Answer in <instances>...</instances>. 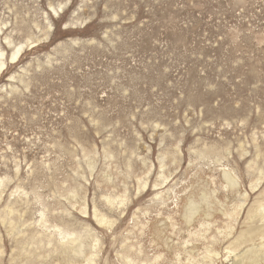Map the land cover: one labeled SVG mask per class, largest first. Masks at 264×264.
Masks as SVG:
<instances>
[{
  "label": "rangeland",
  "instance_id": "1",
  "mask_svg": "<svg viewBox=\"0 0 264 264\" xmlns=\"http://www.w3.org/2000/svg\"><path fill=\"white\" fill-rule=\"evenodd\" d=\"M0 43L23 46L0 264H235L264 240V0H0Z\"/></svg>",
  "mask_w": 264,
  "mask_h": 264
},
{
  "label": "bare ground",
  "instance_id": "2",
  "mask_svg": "<svg viewBox=\"0 0 264 264\" xmlns=\"http://www.w3.org/2000/svg\"><path fill=\"white\" fill-rule=\"evenodd\" d=\"M5 42V41H4ZM29 42V41H28ZM4 44V43H3ZM3 44L0 43V74L3 72V70L5 69L6 65L8 63H16L19 58L21 57L22 53H23V46L22 45H16L12 52L10 53V55L8 56L7 53L5 52V50H3ZM12 44L9 40H7L5 42V46L6 47H10ZM13 46V45H12ZM27 47V46H26ZM11 48V49H12ZM223 177L226 179V181L228 182V185H232L233 183H235V180L233 179V177L230 175L229 171L225 172L224 171V175ZM225 181V182H226ZM253 187V186H252ZM254 188V187H253ZM208 195V194H207ZM205 196V195H204ZM200 198V197H199ZM206 198V197H204ZM195 201V200H193ZM192 200H189L187 206H186V210L185 212V216L189 219L192 216V213H194L196 211V206L194 204ZM197 201V200H196ZM203 201V200H202ZM206 201V200H205ZM199 203V202H198ZM197 203V204H198ZM206 204V203H205ZM199 209V208H198ZM197 209V210H198ZM197 212V211H196ZM184 214V213H183ZM209 215V213H208ZM206 215V216H208ZM104 217H102L103 219ZM264 218V217H263ZM100 220V219H99ZM101 221V220H100ZM191 221V220H190ZM106 222V221H104ZM201 226V224H200ZM250 232H252L253 234H251ZM221 233V232H220ZM251 234L250 236H252L251 238H253V236H258V238L260 237V239L264 236V227L259 228L258 230H249L248 232H246V234ZM247 235H243L244 239L246 238ZM76 238V237H75ZM74 238V239H75ZM241 238V237H239ZM238 238V239H239ZM241 238V239H243ZM250 237L248 239H251ZM74 239H71V242H74ZM78 239V238H77ZM240 239V240H241ZM255 239V238H254ZM69 240V239H68ZM81 241V240H80ZM239 241V240H238ZM66 242V241H65ZM82 242V241H81ZM187 242V241H185ZM242 243L243 240H241ZM70 243V242H68ZM67 244V243H66ZM239 245V244H238ZM73 247V246H72ZM80 247H81V243L77 244V248H75L73 251H80ZM209 247H207L208 249ZM206 249V250H207ZM83 250V249H82ZM234 251V250H233ZM209 252V251H208ZM213 252V251H212ZM218 252V251H217ZM76 253V252H75ZM83 253H81L82 255ZM216 254V253H214ZM213 254V255H214ZM78 255V254H77ZM235 256V255H234ZM216 257V256H215ZM206 258V257H205ZM237 258V257H235ZM129 259V258H128ZM127 259V260H128ZM213 259V258H212ZM186 260V259H185ZM210 257H209V261H210ZM235 260V259H234ZM264 260V240H260L259 242V246H251L248 247L243 253L242 255H239V258L237 259V261L235 262V264H259ZM129 261V260H128ZM131 261V259H130ZM191 262V261H190ZM210 263V262H209Z\"/></svg>",
  "mask_w": 264,
  "mask_h": 264
}]
</instances>
